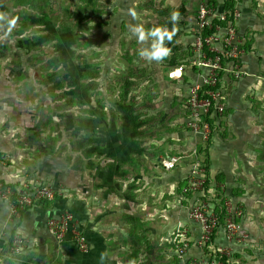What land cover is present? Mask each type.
<instances>
[{
  "label": "crops",
  "instance_id": "1",
  "mask_svg": "<svg viewBox=\"0 0 264 264\" xmlns=\"http://www.w3.org/2000/svg\"><path fill=\"white\" fill-rule=\"evenodd\" d=\"M158 1L177 3L179 8L188 6L176 13L182 19L191 16L190 9L197 2ZM236 7L240 39V0H236ZM159 12L165 16V12ZM195 20L194 15L192 22L182 28L186 36L178 50L165 39L161 46L143 40L133 42L137 49L115 39L117 61L116 52L108 58L103 53L111 65L120 60L142 69L133 71L132 78L122 77L127 84L122 89L123 99L112 93L101 94L106 100L104 108L100 107L99 118L103 121L94 123L91 157L79 155L82 149L70 150L66 144V150L79 155L84 164L78 174L72 171V160H61L65 165L62 172L58 164L47 159L52 155L37 154L33 141L21 142L3 128L0 130V183L16 185L30 180L52 187L57 195L51 201L22 209L18 217L0 198V264H182L171 243L178 227L189 231L187 256L200 255L199 229L189 217L197 194L190 189L189 181L196 165L192 152L203 142L199 133L187 127L186 110L189 87L201 82L206 74L193 64ZM173 56L178 59L173 62L176 67H166ZM243 60L239 77L227 71L219 76L224 112L213 119L205 161L207 178L222 185L226 196L240 202V239L228 244L219 225L207 249L229 246L226 264H264V244L258 251L255 244L264 243V74L254 70V61L248 63L246 57ZM178 67L182 68L180 77L168 76ZM164 155L179 160L166 169L160 163ZM59 157L61 154H54V160ZM87 160H91V175L86 169ZM64 212L72 215L85 249H79L69 234L58 242L49 232L48 220ZM13 233L26 240L18 257L8 251ZM249 242L250 252L240 249Z\"/></svg>",
  "mask_w": 264,
  "mask_h": 264
},
{
  "label": "rangeland",
  "instance_id": "2",
  "mask_svg": "<svg viewBox=\"0 0 264 264\" xmlns=\"http://www.w3.org/2000/svg\"><path fill=\"white\" fill-rule=\"evenodd\" d=\"M15 2L0 0V130L3 128L21 142L33 141L37 154L52 155L47 159L58 164L62 172L65 165L61 160H72V171L78 174L84 165L79 155L91 157L93 126L103 119L99 118L100 107L104 108L106 100L101 94L112 93L123 99L122 89L127 84L122 77L132 78L133 71L142 69L124 65L120 60L111 65L103 53L108 58L116 52L115 39L127 41L135 49L133 42L161 46L165 39L178 50L186 36L182 28L196 16L198 3L191 7V16L182 19L176 13L188 6L179 8L177 3L163 4L158 0H45L48 10L59 19L54 37L41 25L30 23L24 27L18 17H32L36 12H31L26 4L15 7ZM10 21H14L11 28ZM142 27L148 31L143 33V39L134 31ZM240 42V73L230 74L240 76L243 57L249 59L248 63L254 61V70L264 74V0H240ZM116 57L117 52L115 60ZM176 59L173 56L166 67L175 66ZM221 103L224 104L222 95ZM66 144L70 150L74 147L83 151L74 155L66 150ZM54 154L61 157L54 160ZM85 164L91 175V160ZM236 238L240 239V235ZM255 244L258 251L264 243ZM250 245L251 242L245 243L240 249L249 251Z\"/></svg>",
  "mask_w": 264,
  "mask_h": 264
},
{
  "label": "built area",
  "instance_id": "3",
  "mask_svg": "<svg viewBox=\"0 0 264 264\" xmlns=\"http://www.w3.org/2000/svg\"><path fill=\"white\" fill-rule=\"evenodd\" d=\"M197 3L191 52L194 55L192 56L194 66L206 70V74L201 82H196L189 87L186 110L187 127L192 132L199 133L203 142L192 152L196 157V165L194 176L189 181L190 189L197 194L189 217L199 229L197 247L201 253L199 256H187L189 231L185 227H178L173 231L171 243L175 257L182 264H226V258L231 251L229 246L208 251L206 245L220 225L221 214L223 215L221 228L224 240L228 244L237 240L236 237L240 235L238 218H240L242 208L240 202L233 201L226 196L222 185L206 177L202 164L203 152L199 150L205 149L213 134L211 124L206 118L213 120L224 110L218 87L220 74L227 71L238 76L240 73L238 60L243 51L236 28L239 11L237 7L231 12L226 10L224 0H220V3L219 0H197ZM181 70V67L174 69L169 76L177 78L181 75ZM178 160L177 156L166 157L164 155L160 163L166 169H171ZM55 194L56 190L52 187L30 180H23L16 185L0 183V198L8 202L10 211L15 217H18L19 211L24 208L53 200ZM47 228L58 242H62L69 234L80 249H85V240L76 228L69 212L50 218ZM25 242L26 240L19 234L13 233L8 245L9 254L18 257Z\"/></svg>",
  "mask_w": 264,
  "mask_h": 264
},
{
  "label": "trees",
  "instance_id": "4",
  "mask_svg": "<svg viewBox=\"0 0 264 264\" xmlns=\"http://www.w3.org/2000/svg\"><path fill=\"white\" fill-rule=\"evenodd\" d=\"M24 4L27 5V7L30 9L31 12H36V13H35V15H32V17H29L28 15L18 17V21L20 23H22L24 27L28 26L30 23L41 25L43 28H45V30L49 31L51 33V35H54V37H57L56 31L59 30V28H56V27L59 24L58 23L59 19H58L57 14H55V13L52 14L48 10V7H47V4L45 3V0H16L15 7H17L18 5L22 6ZM224 7L229 12L233 11V9L236 7V0H224ZM66 20L67 19L65 18L63 20V23H65ZM56 23H57V25H56ZM210 113H209V115H210ZM206 119L211 124V128L214 129L213 120L209 119V117H207ZM209 141H210V139L207 142V146H208ZM199 152H203L202 164L204 167L205 175L207 177V172H206L207 169L205 166V161L207 160V156H208V147H205V149L203 151H201V149H200ZM56 196L57 195L55 194L54 198H56ZM20 211H19V214H20ZM222 221H223V215L221 214L220 215V223H219L220 225H221ZM206 249H207V245H206Z\"/></svg>",
  "mask_w": 264,
  "mask_h": 264
},
{
  "label": "clouds",
  "instance_id": "5",
  "mask_svg": "<svg viewBox=\"0 0 264 264\" xmlns=\"http://www.w3.org/2000/svg\"><path fill=\"white\" fill-rule=\"evenodd\" d=\"M0 19H3V17L0 16ZM13 24H14V21H10V22H9V28H11V26H12ZM134 31L138 32V33L140 34V36H141V39H143V31H142L141 29L137 28V29H134ZM154 34H155V33H154Z\"/></svg>",
  "mask_w": 264,
  "mask_h": 264
}]
</instances>
